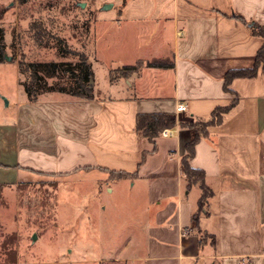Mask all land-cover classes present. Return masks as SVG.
Returning <instances> with one entry per match:
<instances>
[{"label": "crops", "instance_id": "obj_1", "mask_svg": "<svg viewBox=\"0 0 264 264\" xmlns=\"http://www.w3.org/2000/svg\"><path fill=\"white\" fill-rule=\"evenodd\" d=\"M89 6L93 39L85 51L95 73L100 62L105 80L96 81L94 98L49 91L18 100L15 117L3 125L14 159L4 160L0 149V171L13 169L16 179L0 182L71 173L93 188L80 217L95 221L113 216L104 194L127 190L126 239L99 264H264V66L225 89L226 72L252 67L264 43L237 16L264 24V0H92ZM120 29L126 33L120 50L139 43L128 64L167 58L174 66H144L112 81L116 63L100 59L114 49ZM235 98L190 160L212 189L195 219L202 189L188 184L182 165L193 130L177 124L153 142L136 129V118L167 113L177 122L209 120ZM178 102L188 109L176 117ZM111 170L129 175L114 177ZM199 229L214 235L215 244H200Z\"/></svg>", "mask_w": 264, "mask_h": 264}, {"label": "rangeland", "instance_id": "obj_2", "mask_svg": "<svg viewBox=\"0 0 264 264\" xmlns=\"http://www.w3.org/2000/svg\"><path fill=\"white\" fill-rule=\"evenodd\" d=\"M91 3L92 0H0V28L6 54L11 56L10 60L0 61V149L4 160L11 161L14 155L3 125L15 117L17 101L27 98L20 84L27 76L20 72L19 62L37 64L41 79L36 87L40 93L78 89L81 59L70 50L87 54L85 50L92 49ZM123 34L125 31L120 29L114 49L101 55L103 65L116 63L110 70L134 62L138 55L137 42L128 51L120 50L124 46ZM99 63L93 82L95 93L96 81L105 80V70ZM44 174L31 182H0L4 184L0 187V264H99L96 259L118 253L131 225L125 209L129 192L121 189L104 194V204L109 205L108 196L112 200L109 206L113 216L95 221L80 217L83 206L94 196L93 188L79 184L71 173ZM15 179V170L0 171V180ZM83 191L90 192L84 199L78 198Z\"/></svg>", "mask_w": 264, "mask_h": 264}, {"label": "trees", "instance_id": "obj_3", "mask_svg": "<svg viewBox=\"0 0 264 264\" xmlns=\"http://www.w3.org/2000/svg\"><path fill=\"white\" fill-rule=\"evenodd\" d=\"M127 0H123L126 2ZM238 18L242 19L249 26L250 32L254 35H259L264 37V24L246 20L243 16L238 15ZM72 53L78 54L80 57V70L78 74V89L70 92L64 88H60V91L70 93L72 95L81 96L84 98H94L95 89L93 82L95 81V70L93 63L89 60L88 56L84 52H79L77 50H70ZM7 58L5 44L3 42V29L0 28V61H4ZM151 66V67H173L174 62L169 59L156 58L149 61L139 60L135 64H125L121 66H116L110 70L111 80L128 77L133 72L139 71L142 66ZM264 66V43L257 52L255 63L252 67L247 68H237L231 69L226 72L225 75V89L231 91L229 87L230 82L235 77H252L255 76L258 72L259 67ZM20 72L26 74V80L20 81V84L23 87L24 92L27 95L29 101H35L38 98V95L41 94L38 90L37 82L41 79V74L38 71V66L35 62H29L21 60L19 62ZM43 93V92H42ZM237 99L235 98L231 104L226 106H218L212 113V117L209 120H199V121H179L170 116L167 113H139L136 118V129L143 136L148 137L151 141L155 142V139L162 135V132L165 128L175 127L177 124L179 126H188L190 127L194 134L192 139L186 145V153L182 158V165L184 169L185 176L188 180V184L198 183L202 189L201 197L199 199L198 210L195 212L194 217L198 219L200 211L205 207L209 196L212 194V189L208 186L205 180V172L201 168H196L191 165L190 160L195 155L196 144L202 137L209 135L210 127L213 125L219 124L231 106L236 103ZM110 174L114 177H122L129 175V172L125 171H115L111 170ZM3 183H0V187L3 186ZM199 235L200 244H203L205 241L210 240L212 244H215V236L209 234L203 230H197Z\"/></svg>", "mask_w": 264, "mask_h": 264}, {"label": "built area", "instance_id": "obj_4", "mask_svg": "<svg viewBox=\"0 0 264 264\" xmlns=\"http://www.w3.org/2000/svg\"><path fill=\"white\" fill-rule=\"evenodd\" d=\"M180 33H181V31H180ZM187 109H188V106H187L186 103H184V102H178V103L176 104V108H175V115H176V117H177L181 112H184V111H186ZM177 128H178V125H176L175 127H172V128H165V129L163 130L162 134H165V135H167V134H171V133H173V132H176V131H177Z\"/></svg>", "mask_w": 264, "mask_h": 264}, {"label": "water", "instance_id": "obj_5", "mask_svg": "<svg viewBox=\"0 0 264 264\" xmlns=\"http://www.w3.org/2000/svg\"><path fill=\"white\" fill-rule=\"evenodd\" d=\"M7 59H9V60H10V59H11V56H7ZM6 103H7V100H6Z\"/></svg>", "mask_w": 264, "mask_h": 264}]
</instances>
